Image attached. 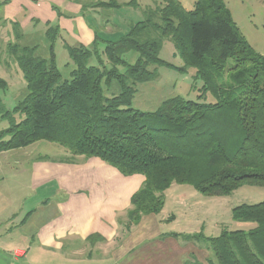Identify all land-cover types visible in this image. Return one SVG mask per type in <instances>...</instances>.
Masks as SVG:
<instances>
[{
  "label": "trees",
  "instance_id": "obj_1",
  "mask_svg": "<svg viewBox=\"0 0 264 264\" xmlns=\"http://www.w3.org/2000/svg\"><path fill=\"white\" fill-rule=\"evenodd\" d=\"M59 32L57 23L46 29L51 47ZM20 35L7 50L27 93L11 110L0 101V120L7 121L0 152L47 140L72 157H99L124 175H143L130 201L131 224L159 213L172 183L207 196L227 195L245 183L264 186V55L241 34L223 0H195L190 10L179 0H157L114 41L95 32L90 47L63 42L74 65L69 80L61 79L52 52L49 61L41 58L35 47L17 41ZM165 38L202 84L194 100L174 96L142 112L131 106L136 85L156 78L150 65L166 64L159 58ZM130 50L138 53L134 64L123 59ZM112 80L119 90L108 96L104 85ZM5 88L0 78V92ZM231 214L237 229L194 235L213 250L214 260L205 264H264V201L234 206Z\"/></svg>",
  "mask_w": 264,
  "mask_h": 264
},
{
  "label": "crops",
  "instance_id": "obj_2",
  "mask_svg": "<svg viewBox=\"0 0 264 264\" xmlns=\"http://www.w3.org/2000/svg\"><path fill=\"white\" fill-rule=\"evenodd\" d=\"M3 1L0 0L3 40H10L8 26L11 24L19 23L26 38L28 26L35 22L44 30L47 23H57L62 45L63 42L88 44L94 39L93 24L79 18L86 10L82 0ZM18 149L2 151L0 157ZM30 165L32 183L28 201L22 202L10 214V219L0 222V264H152V257L161 253L158 241L171 242V254L186 249L176 243L175 235L159 231L157 223L162 219L155 218L162 212L165 191L173 183L164 191V204L159 213L141 215L137 223L131 224L130 201L141 188L143 175H124L95 156L76 155L66 159L41 155ZM3 177L0 182L4 181ZM8 192L11 191L7 187L0 188V198L6 201L4 206L0 205V217L3 212L9 213ZM174 218L170 214L167 220ZM135 238L140 241L130 245L129 240ZM140 247L141 250L135 251ZM181 254L175 256L181 257Z\"/></svg>",
  "mask_w": 264,
  "mask_h": 264
},
{
  "label": "rangeland",
  "instance_id": "obj_3",
  "mask_svg": "<svg viewBox=\"0 0 264 264\" xmlns=\"http://www.w3.org/2000/svg\"><path fill=\"white\" fill-rule=\"evenodd\" d=\"M82 1L86 10L82 12V17L79 18L88 21L91 25L93 24L94 33L96 32L103 41H114L126 34L130 25L143 19L145 8L154 6L157 2V0H114L115 6L100 8L97 3L108 0ZM179 1L185 9L190 10L193 8L195 0ZM223 2L241 34L257 52L264 55V0H223ZM90 11L96 12L94 14ZM31 24L27 28L26 35L29 36H25L26 38L23 37L19 23L8 26L9 34L15 36L16 32H19L21 35L17 41L21 45L35 47V53L47 61L50 60L52 52L61 79L69 80L74 65L59 40L60 36H57L53 47H51L46 36V29L54 23L46 24L45 30L41 28L42 25L39 23ZM12 36L10 40L7 38L3 40L4 37H0L3 40L0 41V78L6 82V88L0 92V101L8 110H11L27 93L23 74L7 50V44L16 41L15 37L11 40ZM91 44L92 40L83 45L90 47ZM137 58L138 53L132 50L123 55L127 64H134ZM159 58L166 64L148 67L150 70L155 69L157 76L136 85V92L131 103L134 109L152 112L161 101L174 96L196 99L198 88L202 82L200 80L194 81L195 69L190 65H185L170 38L163 40ZM121 69L119 67V70ZM118 90L119 85L116 80H112L109 86L104 85V93L108 96L118 92ZM6 127L7 121L0 120V130ZM41 155L49 158L68 159L72 157L61 145L47 140H38L31 145L21 147L0 157V177L4 176V181L0 182V188L7 187L11 191L8 192V195L11 196V204L8 203L9 213L3 212L0 222L10 219V214L17 211L22 202L28 201L27 197L31 194L29 189L32 183L30 164L33 159ZM14 188H17V191H13ZM165 195L162 212L155 215L156 219H162L161 222L157 223L158 230L162 231L164 235H175L173 237L176 239V243L183 245V248L186 249L174 251L171 254V242L158 241L162 246L161 253L152 257V264H172L175 260L177 261L176 264H191L193 262L205 264L207 260H214L213 250L207 240L205 241L203 237H193V235L202 234L215 237L220 234L222 229L228 231L237 229L238 224L232 217L231 209L243 203L254 204L264 201V186L245 183L227 195L207 196L195 190L191 185L173 183L171 188L165 191ZM5 204V199L0 198V205L4 206ZM26 204L30 203L27 202ZM170 214L175 215V218L168 221ZM139 241L138 238L129 240L130 245ZM163 246L166 247L163 249ZM139 250L141 247L135 251ZM177 253H182L181 257L175 256Z\"/></svg>",
  "mask_w": 264,
  "mask_h": 264
},
{
  "label": "built area",
  "instance_id": "obj_4",
  "mask_svg": "<svg viewBox=\"0 0 264 264\" xmlns=\"http://www.w3.org/2000/svg\"><path fill=\"white\" fill-rule=\"evenodd\" d=\"M16 254H19V255H21V254H23L22 252H20V251H16Z\"/></svg>",
  "mask_w": 264,
  "mask_h": 264
}]
</instances>
